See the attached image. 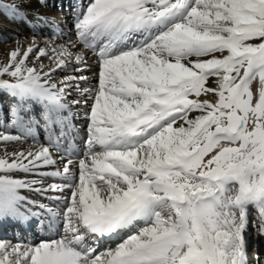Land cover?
Instances as JSON below:
<instances>
[{"label": "snow or ice", "instance_id": "1", "mask_svg": "<svg viewBox=\"0 0 264 264\" xmlns=\"http://www.w3.org/2000/svg\"><path fill=\"white\" fill-rule=\"evenodd\" d=\"M30 2L0 0V13L27 21ZM77 9L76 42L33 37L0 61V92L16 100L0 127L22 132H0V220L27 223L39 207L57 237L0 241V264H249V228L264 237V0H88ZM35 23L63 35L54 17L36 13ZM87 51L95 87H80L86 75L56 79L70 65L88 71ZM74 86L92 101L83 150L64 144ZM34 105L47 144L36 141ZM26 138L34 145L8 151ZM59 153L61 166L41 171ZM47 178L62 183L45 187ZM25 190L58 192L61 206ZM101 240L112 243L98 251Z\"/></svg>", "mask_w": 264, "mask_h": 264}, {"label": "bare ground", "instance_id": "2", "mask_svg": "<svg viewBox=\"0 0 264 264\" xmlns=\"http://www.w3.org/2000/svg\"><path fill=\"white\" fill-rule=\"evenodd\" d=\"M6 2H11V0H6ZM88 0H43V3L40 0H31L30 3L23 4V8L27 10V21H18L12 19V13L7 12V15L0 13V61H7L8 52L16 46L17 41L23 42L26 46L31 42L32 38L35 37L40 46H43V42L46 39H53L58 44L67 43L69 39L73 42H76L75 30L73 28L74 24V13L78 10V4L86 5ZM39 13L47 17H54L59 24V30H62V36H56L53 34L54 29L52 26L40 25L41 31H36L37 25L35 23V14ZM80 50V46L77 45V48L73 51ZM87 63L90 65V69L86 72L76 71L75 65H70L67 70H58L56 72V79H63L67 75L79 76L86 75L90 77L89 82L86 84L84 82H79L80 87L89 86L93 87L97 84V78L94 76L95 73H98V67L95 62V57L91 51H87L86 55ZM30 65L32 60L29 61ZM43 63L45 65L49 64L48 59H44ZM256 86V83H253V88ZM208 98L210 100H215L214 96L201 97ZM73 100L79 101L77 104L71 105V113H66L68 115L69 129H66L67 139L64 141L65 146L68 143H71L78 150H83L84 141L87 138V125L88 113L90 111V105L92 101H88L87 104L84 103V100L81 98L80 94L77 92L75 86L70 90L67 95V101L71 102ZM16 103V100L8 95L6 92H0V120L4 124L11 123V107ZM41 107L39 105L33 106V112L37 119H40ZM0 132H5V134L11 135H22V132L16 128H4L0 127ZM34 134L36 141L42 144H47L48 131L44 127V121L40 119V127L34 129ZM34 145V141L31 138H26L23 143L19 142H9L7 145L8 151H20L29 148ZM63 153L57 154V165L54 167L42 168L41 171H54L56 167H60L59 157ZM73 159L77 157L73 156ZM28 179H32V176H28ZM39 178V177H36ZM50 183H62L59 178H47L45 180L44 186L47 187ZM23 195L27 196L29 200L36 201L38 204H44L51 208L60 207V203L52 197L61 195L58 192L51 191L47 193H36L34 191L23 192ZM29 207H32L29 205ZM32 211L40 213L39 216L32 218L27 223L18 222L16 220L7 219L0 220V241H8L11 243H26L32 241L38 243L40 240L44 239H54L57 238L53 235V232L49 229V224L51 222V217L47 214L44 209L39 207H32ZM255 218L256 212L252 210L251 219ZM30 224L33 226L30 228ZM251 227L249 228L250 233ZM62 231V226H61ZM249 237V235H248ZM248 239V261L249 264H264V247L259 244V240L251 246ZM264 242V237H262ZM111 241L101 240L98 243L93 244L98 251H103L106 247L111 245ZM261 259V261L259 260Z\"/></svg>", "mask_w": 264, "mask_h": 264}, {"label": "rangeland", "instance_id": "3", "mask_svg": "<svg viewBox=\"0 0 264 264\" xmlns=\"http://www.w3.org/2000/svg\"><path fill=\"white\" fill-rule=\"evenodd\" d=\"M257 87V84L256 86L253 88V90H255V88ZM252 220L255 222V218H252ZM33 225L30 224V228L32 227ZM249 244H251V246L255 243V241L259 240V244L262 245L264 247V242L262 241V237L258 236L255 231L251 228L250 230V233H249ZM261 261V259H259ZM262 262H264V260H262Z\"/></svg>", "mask_w": 264, "mask_h": 264}]
</instances>
